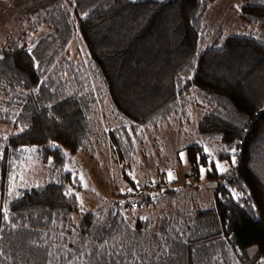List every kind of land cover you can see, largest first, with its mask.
Segmentation results:
<instances>
[{
  "label": "trees",
  "instance_id": "obj_1",
  "mask_svg": "<svg viewBox=\"0 0 264 264\" xmlns=\"http://www.w3.org/2000/svg\"><path fill=\"white\" fill-rule=\"evenodd\" d=\"M215 1L50 0L24 15L29 24L0 50V124L10 128L0 134V264H262L264 0L236 5L240 20L259 29L234 34H213L207 24ZM75 34L116 112L106 136L127 178L126 166L141 164L137 135L197 114L190 123L200 140L172 147L170 158L186 150L198 187L200 164L212 168L208 207L150 224L130 223L113 204L85 207L83 180L68 165L97 130L92 76L69 55ZM208 143L231 163L226 171L206 159ZM33 147L50 177L12 189L10 171ZM162 177L159 192L177 191ZM148 183L131 179L128 189ZM155 192L139 196V205Z\"/></svg>",
  "mask_w": 264,
  "mask_h": 264
},
{
  "label": "rangeland",
  "instance_id": "obj_2",
  "mask_svg": "<svg viewBox=\"0 0 264 264\" xmlns=\"http://www.w3.org/2000/svg\"><path fill=\"white\" fill-rule=\"evenodd\" d=\"M49 1L0 0V50L20 35L29 24L24 15ZM240 2L241 0L215 1L206 17V22L213 34L218 31L234 34L259 29V26L248 25L240 20L235 12V7ZM39 35L34 36L39 37ZM69 55L82 62L86 72L92 76L93 92L91 98H93L94 108L91 117H93L97 132L92 138V145L89 150H82L74 157V161L68 165L70 169L76 170L83 180L84 190L80 193V197L85 207L88 210H97L104 207L110 210L113 208L111 207V204H113L115 205L114 209L120 207L125 217L132 224H135V220L138 218L148 219L149 224L151 222L159 223V221L169 218L167 215H171L175 211L177 214L186 215L197 205H201L200 207L203 208L208 207L212 201L209 194L212 191L210 190L211 187L203 186L205 182L210 181L205 178L206 172L201 174L202 181L200 187H198L194 185L195 178L191 175L192 168L186 150H181L178 156L175 152L174 156L170 158L173 154L172 147L177 149L179 146L182 147L200 140V136L193 129V122L190 123L191 119H197V114L194 112L190 121L187 120L184 124L176 120L159 128L154 127L149 132L143 130L140 135H137L135 144L141 164L132 169L129 166H126V168L124 166L125 172L130 176V178H127L125 173L121 172V167L115 164L111 154L113 150L106 136L110 127L116 125L114 118L116 112L111 105L105 85L96 75L88 51L78 34H75L69 47ZM9 129L8 126L0 124V134L6 135ZM215 146L209 143L205 144L206 149L211 154L210 159L215 164L219 163L224 167L230 166L231 163L225 164L219 159L216 153L218 146ZM33 148L36 151L27 150L23 154V158L18 162L19 170L14 174L13 171H10L9 179L12 189L18 188L20 185L38 184L50 177L49 170L45 169L41 163L40 150L37 147ZM169 161L171 163H168ZM1 165L2 161L0 159V177L2 176ZM159 172L162 173L159 174ZM168 172L174 173V185L178 188L177 191L166 193L157 191L148 204H143L141 201L138 208L125 206L123 197H125V191L128 189L131 179L144 184L145 182L156 181L162 175L164 176L162 178L167 179L164 174H168ZM204 187L208 190H205ZM117 201H120L119 206L116 204ZM109 202L111 203L108 204ZM250 253L252 256L255 255L257 246L251 247Z\"/></svg>",
  "mask_w": 264,
  "mask_h": 264
},
{
  "label": "built area",
  "instance_id": "obj_3",
  "mask_svg": "<svg viewBox=\"0 0 264 264\" xmlns=\"http://www.w3.org/2000/svg\"><path fill=\"white\" fill-rule=\"evenodd\" d=\"M175 183V177L173 176L171 182H169V179L165 180L163 185L166 187L172 186ZM159 183L157 181L149 182L147 185H139L136 188H129L132 189L131 192H129V189L127 192H125V196H128V198H132V207H137L139 205L138 197L142 194H145L147 192H155L160 189ZM135 199V200H134Z\"/></svg>",
  "mask_w": 264,
  "mask_h": 264
},
{
  "label": "snow or ice",
  "instance_id": "obj_4",
  "mask_svg": "<svg viewBox=\"0 0 264 264\" xmlns=\"http://www.w3.org/2000/svg\"><path fill=\"white\" fill-rule=\"evenodd\" d=\"M28 151H36V149H28ZM203 152L204 153H207V149H203ZM232 152L235 153V148H232ZM183 156V154H181ZM206 159L208 160L209 163H211V160H210V157H206ZM196 160H197V163L200 164V160H201V153L200 152H197L196 153ZM232 163L235 164L236 163V160H235V157L233 156V159H232ZM215 168L217 170H219L220 172H224L226 171V168L224 167V165L222 164H219V163H216L215 164ZM201 174H204L206 171H212V168L209 167L208 169H206L204 167V165L200 164V168H199ZM168 178H169V182H171L172 178H173V173L172 172H168ZM132 189H129V192H131ZM79 199V197H77ZM262 264H264V261H262Z\"/></svg>",
  "mask_w": 264,
  "mask_h": 264
},
{
  "label": "water",
  "instance_id": "obj_5",
  "mask_svg": "<svg viewBox=\"0 0 264 264\" xmlns=\"http://www.w3.org/2000/svg\"><path fill=\"white\" fill-rule=\"evenodd\" d=\"M214 185H215V183H214V182H210V181L205 182V183L203 184V186H209V187H212V186H214Z\"/></svg>",
  "mask_w": 264,
  "mask_h": 264
},
{
  "label": "crops",
  "instance_id": "obj_6",
  "mask_svg": "<svg viewBox=\"0 0 264 264\" xmlns=\"http://www.w3.org/2000/svg\"><path fill=\"white\" fill-rule=\"evenodd\" d=\"M173 174H174V173H173ZM164 175H165V177H166V178H168V177H167V176H168V174H164ZM166 175H167V176H166ZM163 177H164V176H163ZM157 179H158V178H157Z\"/></svg>",
  "mask_w": 264,
  "mask_h": 264
}]
</instances>
